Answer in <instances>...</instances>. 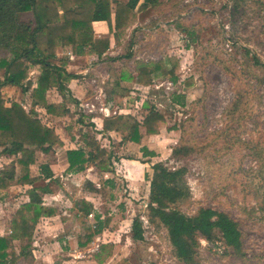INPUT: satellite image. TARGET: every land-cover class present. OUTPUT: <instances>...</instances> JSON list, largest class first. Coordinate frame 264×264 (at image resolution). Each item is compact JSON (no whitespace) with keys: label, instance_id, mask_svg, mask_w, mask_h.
<instances>
[{"label":"rangeland","instance_id":"1","mask_svg":"<svg viewBox=\"0 0 264 264\" xmlns=\"http://www.w3.org/2000/svg\"><path fill=\"white\" fill-rule=\"evenodd\" d=\"M163 1L164 8L150 12L144 25L139 26L137 43L139 53L144 54L138 53L137 57L177 65L180 82L174 86L167 78L157 76L150 88L134 89L131 95L128 92L133 85L126 84L122 93L127 98L114 100L125 107L127 102L130 106L132 100L138 99L134 108L127 107L139 120L152 107L166 116L164 131L171 134L169 140L159 144L158 161H164L172 170L186 169L187 195L179 204L184 213L194 215L200 208H211L239 222L243 256L226 251L221 243L214 246L202 240L197 264H264V67L255 65L254 60L264 64V0ZM5 55L0 50V59ZM130 63L122 62L125 70H134ZM111 69L101 67V80L108 74L118 77L113 72L116 69ZM189 79L194 83L186 87ZM111 84L109 80L102 85L108 91ZM241 84L250 86L248 99L240 111L232 113L236 87ZM174 94L185 95L186 106L172 103ZM10 95L5 93L8 98ZM101 99L87 101L97 108L94 113H100ZM75 120H67L66 124ZM46 123L57 126L55 122ZM64 127L60 124L58 128L66 134ZM175 127V133L169 131ZM86 131L77 127L79 141ZM183 143L194 148L192 158L184 162L172 160L170 149ZM115 148L120 158H135L140 152L138 146ZM63 155L62 150L57 157L41 156V161L61 163ZM116 167L123 169L120 162ZM120 177L122 187L116 203L107 196L101 206L117 215L110 232L116 243L111 250L103 251L101 264H182L173 255L166 229L148 220L147 178L135 184L133 200L128 183ZM104 180L102 176L96 178L100 184ZM121 199L127 203L126 212L117 208ZM136 216L144 219V242L129 240L127 225Z\"/></svg>","mask_w":264,"mask_h":264},{"label":"trees","instance_id":"2","mask_svg":"<svg viewBox=\"0 0 264 264\" xmlns=\"http://www.w3.org/2000/svg\"><path fill=\"white\" fill-rule=\"evenodd\" d=\"M141 0H130L127 4L113 0H0V50L5 56L0 59V148L4 153L16 156L17 162L8 166L0 177V187L9 189L15 182L16 165L20 169L19 183L36 185L53 174L48 166L43 167L44 177L31 178V167L36 164V153H51L63 141L55 129L47 127L35 111L37 107L46 110L51 116L65 118L70 111L63 103L50 104L47 93L57 88L61 94L68 92L67 85L73 78L64 68L66 62L57 65V49L60 46L75 48L92 47L100 55L110 49L109 39H95L93 23L107 22L110 32L116 38L125 36L127 30L137 20L135 9ZM116 4L115 24L113 8ZM158 0H144L139 11L156 6ZM191 36L193 33H190ZM133 55H125L131 59ZM255 65L264 67L259 59ZM40 68V76L35 85L31 79V70ZM137 83L149 87L155 77L167 78L173 85L180 82L178 66L166 61L153 63L140 62L137 67ZM193 79L185 81L186 87L193 85ZM6 86L20 87L23 92L32 91L31 111L23 105L13 102L10 107L2 96ZM248 88L236 87V98L232 103V113L240 111L246 105ZM175 105L186 106V96L174 94L171 99ZM83 123V121H81ZM166 116L152 107L142 122L132 115H118L104 120L105 132H116L123 142L141 145L144 135L155 136L161 133ZM94 127V125H89ZM176 127L169 130L174 131ZM84 149L67 153L69 171L82 173L90 165L106 168L111 154L104 149L95 137L86 135ZM144 157H156V153L142 148ZM195 150L184 144L172 149L171 159L177 162L190 160ZM152 175L147 174L150 182V195L147 205L148 220L166 229L173 249V255L182 264H197L202 240L216 245L221 243L226 251H232L242 257L244 253L243 234L240 224L228 213L211 208H200L194 215H187L179 204L187 195L184 176L186 169L172 170L165 162H157L152 167ZM42 200L32 193L31 203L22 206L14 215L11 234L0 237V264H17L19 257L15 251L16 240H32L35 229L42 217L53 216L54 212L41 206ZM84 220L93 212V206L86 202L76 203ZM264 208V206H263ZM104 227L101 225V234ZM132 240L145 241V231L141 217L137 216L132 224ZM107 247H102L105 251ZM128 263V262H127Z\"/></svg>","mask_w":264,"mask_h":264},{"label":"crops","instance_id":"3","mask_svg":"<svg viewBox=\"0 0 264 264\" xmlns=\"http://www.w3.org/2000/svg\"><path fill=\"white\" fill-rule=\"evenodd\" d=\"M113 1L115 3L127 4L130 0ZM143 2L144 0H141L135 9V12H137L136 22L127 30L123 37L116 38L110 32L107 22L99 21L93 23L95 39L110 40V49L103 55L95 52L92 47H86L80 50L72 46H60L57 49V59L53 60V62L57 65L66 62L64 68L73 78L67 85L68 92L61 94L57 88H52L47 93V100L50 104H65L70 111V115L61 118L48 115L43 108L37 107L35 109L44 124L47 127L55 129L63 141V146L56 147L49 154L37 151L36 164L31 167L30 172L31 178L44 177L42 169L44 166H48L53 176L44 178L41 181L43 184L23 185L19 183L20 169L16 165L15 182L9 189L0 187V237L11 234L14 215L22 206L31 203L32 193L38 198H41L42 207L54 212L53 216L42 217L39 220L32 240H16L14 242L15 251L19 257L17 264H101L102 247H107L106 250H111V247L116 243L113 236L110 235V232L117 215L114 214L112 209L101 208L104 200L106 201V197L108 196L111 202L116 203V195L122 187L119 184V181L122 179L120 176L124 178V183H128L126 186L131 190V194L129 195L134 200L135 195L132 193L135 192V184L140 185V182L146 180L147 174L149 176L152 175L150 169L152 170L151 167L155 163L164 162L162 160L158 161L160 160L159 144H162L165 140H169L167 137L171 134L166 130L164 131V128H162L159 135H144L141 145L130 142L125 143L120 134L104 131V120L107 118L118 115H132L136 117L133 112L129 111L128 107L134 108L139 102L138 99L132 100L130 106L127 102L125 107L121 106L120 101L114 100L127 98L122 93L125 92L126 84L133 85L132 89L131 87L129 88V95L134 94V89L144 90L152 86L145 87L137 83L138 64L140 62L153 63L164 61H146L142 57H137L143 53H139L140 45L137 43V40H139L137 38L138 30L144 25V20L147 19V15L150 12L164 8V1L158 0L156 6L150 5L147 10L139 11V7ZM112 8L113 23L115 24L116 4L113 3ZM127 54H132L133 57L131 59L123 58ZM122 62H131L134 70H125L126 65L122 64ZM101 67H105L107 70L111 68V70L116 69L113 72L118 77H111V74H108L106 75L107 77L101 80ZM123 69L127 72L123 71ZM31 71V79L36 85L38 77L40 76V68L35 67ZM2 79L3 71L0 76V80ZM109 80L112 81V84L110 90L107 91L104 85ZM1 93L3 98L6 99V106L10 107L13 102H18L27 111L33 109L32 91L24 93L20 87L6 86L2 88ZM5 93H10V97H6ZM108 95L112 99H106ZM96 96L100 99L102 97L105 99H101L102 107L100 113H94L97 108L93 104L87 103V101L89 102L91 99L97 98ZM75 118L78 119L75 120ZM72 119L75 121L69 123L71 125L66 124L67 120L69 122ZM137 119L139 122L144 120V118L142 120ZM49 121L57 123V126L46 123ZM60 124L65 126L64 130L67 135L58 128ZM89 125H94V127ZM77 127L87 129L81 141L78 140V135L75 133ZM173 132L175 133V131ZM86 135L96 138L101 146L111 154V161L106 168L100 169L94 165H90L82 173H72L69 171L67 153L68 151L78 149L89 151L85 144ZM116 145L119 148L122 145H125L126 148L138 146L140 152L135 155V158H120L115 152ZM144 147L155 152L156 157H144L141 152ZM172 149H170L171 152ZM62 150L64 151V155L62 156L61 163L60 161H49L48 159L44 162L41 161V156L45 157V159L52 156L57 157L59 151ZM17 159L16 156L4 153V148H0V177L8 166L17 162ZM119 162L121 163V168H123L122 171L116 167ZM99 176L105 179L102 184L96 181V178ZM146 185L148 188V198L146 197V199L149 201L150 182L148 180ZM83 201L94 208L86 220L82 218L81 212L76 207V203ZM125 202L121 199L117 204V208L121 212H126L127 203ZM147 205L148 203H146V209ZM134 218L127 225L130 227L128 235L131 241H133L132 224ZM141 220L143 223L144 219L142 217ZM101 225L104 227L102 234L100 231ZM124 237L127 239L126 236Z\"/></svg>","mask_w":264,"mask_h":264}]
</instances>
